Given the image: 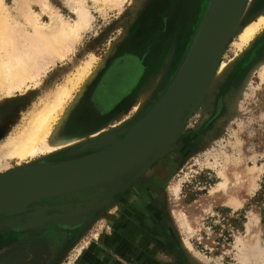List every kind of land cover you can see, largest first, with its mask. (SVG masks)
Listing matches in <instances>:
<instances>
[{
	"label": "rangeland",
	"instance_id": "1",
	"mask_svg": "<svg viewBox=\"0 0 264 264\" xmlns=\"http://www.w3.org/2000/svg\"><path fill=\"white\" fill-rule=\"evenodd\" d=\"M3 1L9 13L23 23L22 12L25 14L28 9L39 14L41 22L50 21V11L41 8L42 0H36L37 3L25 0L29 7L26 6V10L22 7L21 13L19 5L23 0L17 4L15 0ZM45 1L52 8L51 12L59 13L65 22L76 21L74 4L70 6L73 0ZM81 1L90 12L91 22L72 43V50L50 64L38 80H34L36 83L28 81L22 90L11 95L0 92L1 146L49 91L74 78L91 57L95 59L63 108L57 136L96 135L65 149L39 155L32 161L41 165L39 167L62 165L108 149L110 144L96 146L102 137L97 134L100 128L105 134L116 135L118 141L124 139L174 79L210 3V0H193V4L192 0H163L164 6L159 9L155 0H126L110 8L102 0ZM246 5L239 25L258 20L257 15L264 16V0H248ZM148 16L150 19L155 16L156 25L152 29L146 26ZM134 36L141 44L130 53L135 57L119 58L124 43ZM238 41V36L233 35L219 60L220 64L235 65L214 93L212 107L198 106L186 112L181 132L173 139L170 149L154 159L141 175L121 181L124 187L113 198L115 201L124 199L122 204L117 203L110 213L103 215L104 209L88 211L80 224L69 231H64L58 209L48 210L50 213H46L47 220L41 228L1 225L0 264H22L15 258L3 263L1 258L9 252L5 244L14 240V245L26 234L50 244L37 255L34 264L45 260H49L48 264H112L115 263L113 257L121 260V264H264V255L243 262L238 247L234 248L238 238L246 239L247 243L259 240V246L264 247V33L243 52L235 45ZM126 57H130L129 60ZM129 62L134 71L125 88L135 87L130 97L119 100L117 89L126 81L119 70L129 66ZM99 63L105 65L101 67ZM86 81H90L89 86L81 90ZM96 87L101 89L107 116L106 120L98 122L100 125H95L86 111H79ZM233 87L239 89V93L235 94L236 99L231 97L233 102L230 98L227 101V93ZM142 88L152 89V92L141 104L137 97ZM76 119L79 121L75 124ZM24 165L12 161L7 168H0V176L26 169ZM247 166L250 171L254 168L253 171ZM234 171L248 177L231 183L230 191L239 202L235 209L227 202L229 195L217 190L216 185L223 180L220 174L230 178ZM252 175L258 177L253 188L249 183ZM211 189H216L214 194L210 193ZM153 192L155 195L145 200ZM142 195H145L144 200ZM130 196L134 199L126 200ZM251 217L258 221L251 228L254 237L249 238L246 227ZM184 222L190 225L189 232ZM105 237L115 240L113 248L110 240L103 243ZM95 244L100 246V254L98 248L90 253L89 247Z\"/></svg>",
	"mask_w": 264,
	"mask_h": 264
},
{
	"label": "bare ground",
	"instance_id": "2",
	"mask_svg": "<svg viewBox=\"0 0 264 264\" xmlns=\"http://www.w3.org/2000/svg\"><path fill=\"white\" fill-rule=\"evenodd\" d=\"M102 1L106 6L109 5L108 7L110 8V6L117 7L126 0ZM15 2L16 4L18 2L21 3L22 0H15ZM27 2L28 1L23 0V3L19 5L21 6L20 13L26 10V6L29 7V3ZM33 2L37 3L36 0H33ZM39 2H41V0H39ZM68 2L70 4V1ZM73 2L74 3H72L71 1L72 4H70V6L74 4L75 6L73 5V8L75 7L76 10H73H75L76 12H74L77 13V19L74 23H69V21L65 22L59 16V13L57 14L55 12H51L52 8H50L48 2L45 0H42L41 8H43V11H45L46 9L50 11V21L48 23L41 22L40 15L28 9L25 14L22 12V15H24L23 21H25L23 23L22 21L15 19L9 13L4 1L0 0V92H2V94L11 95L15 91L22 90L28 81L30 82L38 80L42 72H44L50 64L55 63V61L58 59H63L72 50V43L80 38L81 32L91 22V15L88 9L85 7V4H83L84 1L82 2L81 0H73ZM247 2L248 0H246L245 2V8L247 6ZM22 7H24V10L22 9ZM257 18L258 20H251L250 22H247L243 25H239V17L238 19H236L235 26L231 29V36H238L239 41L235 45L242 52L246 49L248 50L256 41V39L260 38V36L264 33V16L257 15ZM26 25L29 26L30 29ZM237 59L238 58H236L235 60ZM93 61H95V59L91 57L90 60H87L85 62L81 70L78 69L79 71L78 73L76 72L77 75L74 76V78H70L64 81L60 86H57V88L49 91L44 99H42L40 102H38V104L31 108L28 113V117L26 116V121L23 122V124L17 131L8 136L5 142H3L0 146V168H7L12 161H16L17 164L25 163V168L39 167L41 165L32 162L39 155H46L51 152L65 149L68 146L74 145L85 140L88 137L96 135V133H89L65 138L57 136L63 119V108L65 107L68 98H71L72 92L79 84H81L84 77L89 73ZM103 65L105 64H102L101 67ZM234 65L235 64L231 62L221 64L215 63V65H213L210 71V75L207 79V83L200 93V99L196 106L197 109L198 106L202 107V109L203 107H208L209 109L212 107L214 93L219 89L220 85H222L230 76L233 71ZM207 66L208 64L205 66L203 65L202 69H204L205 71ZM98 69H100V67H98ZM262 76L264 77V70ZM247 80L248 79H246L245 81ZM89 83L90 81L84 82V87L82 86L80 89L82 90L83 88L89 86ZM154 84L155 82L153 81L152 86H154ZM241 86L242 85H240L239 89L241 88ZM239 89L237 90V88L235 87L231 88L229 93H227V101L230 98V100H232L233 102V99H236V95L239 93ZM141 90L142 91L139 92L137 98L142 104L149 97L152 89L142 88ZM186 93L187 91H184L178 96V98L176 99V104H179V102L183 100ZM231 97L233 99H231ZM229 102L231 103V101ZM97 134H100V136L102 135L103 141H112L116 136L105 134L102 128L98 129ZM179 134V125H177L173 134L174 138ZM115 139L117 140V138ZM168 144L171 146L172 141H169L168 139L164 140L157 153H162L164 150L167 151L168 149H170V146L167 148ZM147 164L142 166V168L137 172L135 176H139L141 175V173L146 171L149 168ZM246 168L248 169V166ZM253 169H251V171H253ZM256 170L260 172L261 169L257 168ZM262 170H264V168ZM220 175L223 177V180L219 184H216L218 187V189H216L221 190L229 195V200H227V202L235 209L239 205V202L238 200H236V198H234L232 192L230 191L232 189L230 188L231 183L235 180L236 182L239 180H246L248 177L246 175L242 176V174L238 171L232 172L230 178L224 173ZM255 177L258 178L254 175L249 178L251 187L255 186L256 184ZM213 190L211 189L210 193L214 194L215 190ZM231 196L233 197L231 198ZM67 205V208H65L63 211H60L59 216L62 218L61 223L66 228V230L69 231L80 224V219L82 218V216L78 214L79 211H75L72 209V206H70L72 204ZM115 205L116 202L112 200L110 196H105L104 198L92 203L93 209H99L100 211L104 209L101 215L110 213L112 207H114ZM77 206L82 210L85 209L80 206V203H78ZM44 212L45 211L42 210L32 212L35 213L34 216L27 217L26 221H39L41 219H44L46 218ZM32 213L30 214L33 215ZM182 217H184L185 219V216ZM257 221L258 220L256 217H251L248 221V226L246 225V228H248L247 235L249 238L254 237L253 234H251V228L257 224ZM184 224L189 232L191 230L190 225L187 222H184ZM236 242L237 244H235ZM236 242L234 243L235 246H233L234 248L238 247V252H240L239 254L241 255L240 259H242L245 263L254 256L256 258V255H261V257L264 255V247L259 246V240L253 243H247L246 239L245 241H242L238 238ZM188 246L189 245H187V247ZM96 247L91 248L90 250L92 251H90V253H92L93 250L96 249ZM189 248L190 247H188V249ZM65 256L66 253H64L63 257ZM259 257H257V259Z\"/></svg>",
	"mask_w": 264,
	"mask_h": 264
},
{
	"label": "water",
	"instance_id": "3",
	"mask_svg": "<svg viewBox=\"0 0 264 264\" xmlns=\"http://www.w3.org/2000/svg\"><path fill=\"white\" fill-rule=\"evenodd\" d=\"M245 2L246 0H210L174 79L152 109L124 139L103 141L101 137L96 146H111L100 153L62 165L26 168L0 176V218L19 216L28 210L46 212L49 208L39 209L38 204L42 201L78 192L88 197L83 202L88 207L85 208L86 211L80 207L75 209L79 211V215L84 216L93 210L94 201L114 194L119 182L134 177L142 166L147 163L150 165L154 159L164 154L166 150L162 153L157 151L164 140L173 141L177 125L181 132L185 113L196 109L211 68L219 63L225 45L232 37L231 29L244 12ZM207 64L204 71L203 65ZM184 91H187L185 97L176 104V99ZM67 206L50 208L63 211ZM46 220H29V225L22 227L41 228Z\"/></svg>",
	"mask_w": 264,
	"mask_h": 264
},
{
	"label": "flooded vegetation",
	"instance_id": "4",
	"mask_svg": "<svg viewBox=\"0 0 264 264\" xmlns=\"http://www.w3.org/2000/svg\"><path fill=\"white\" fill-rule=\"evenodd\" d=\"M155 1H157V6H158L159 9L164 6V5H162V1L163 0H155ZM193 2L194 1L192 0L191 4H193ZM153 25H156L155 16L152 19H150V17L147 18L146 26L147 27L149 26V28L152 29V28H154ZM140 45L141 44L139 43L138 40H136V37L135 36L132 37L131 39H129V41L124 43V45L122 47V52H121V55H119L120 56L119 58H122V57H125V56H131L130 53L134 52L137 49H139ZM132 56L135 57L134 55H132ZM126 58L129 60L130 57H126ZM131 59H132L131 60L132 62L135 61V59H133V58H131ZM132 62H129L130 65L126 66L125 68H123L122 71H121V69L119 70V72L123 73L122 74L123 79L126 80V81H124V84L119 86L118 89H117V92H120L119 93L120 94L119 100H122L126 96L130 97L131 95H129V94L133 91V88L135 87V86L131 85V86H128L127 88H125V86H127L128 82H129V80L131 79V76L133 75L134 66H133V64H131ZM116 65H115L114 69H117ZM101 93L102 92H101L100 87H98V88L96 87L94 93L89 96V99L86 100L83 103V105H81V109L79 110L81 113H84L86 111L88 114H90L92 116L91 119H93L95 121L94 122L95 125H100L101 122L100 123H98V122L101 121L103 118L105 120L107 119L106 111L104 110L105 101L102 99ZM117 101L118 100H116V102ZM74 121H75V124H76L77 121H79V120L76 119ZM135 177L136 176H134L132 178H135ZM121 183L122 182H119L115 193L113 192L114 194L108 195L114 201H115V199L113 198V196L116 193H118V191L124 186L123 184L121 185ZM153 195H155L154 192L151 195L149 194L148 197H146V199H145V195H142L141 199L142 200H144V199L148 200V198L151 199ZM108 196H106V197H108ZM59 198H64V199L59 201ZM130 199H134V198L132 196H130V198H126V200H130ZM86 200H88V197L85 196L84 193L78 192V193H74V194H70V195L57 197V198H54V199H47V200L42 201V203L40 205L39 204L38 205H39L40 208H44V207L49 208L45 212V216H46V213L48 212V210H51L50 207H56V206H62V205L64 206V205H67V204H72L70 206H72V209L75 210L77 208V204L78 203H80V206L82 207L84 205L83 202L86 201ZM115 202H116V205H117V203H119V205H120V204H122L124 202V199L120 200V201H115ZM30 213H32V211L28 210L27 212H25L24 214L19 215V216H15V217H1L0 218V226L1 225L2 226H5V225L7 226L9 223H13L16 226H26L28 224L26 219H27V217L31 216ZM48 213H50V211ZM59 230H61V229H59ZM65 230H66V228H64V231ZM2 239H0V242H3ZM13 242H14V240L9 241V243L6 242L7 244H5L6 249H8L9 252L5 253V256L1 258V261L3 263H6L5 260L7 261V260L15 258V259L20 260V262L22 264H34V261H35V258L37 257V255H39V254L43 253L44 251H46L45 247H47V248L50 247V244L47 243L48 244V246H47V244H46L44 239L40 240L37 237H32V235L30 236V234H28V235L26 234L23 237L22 241H19V242L15 241L14 245L12 244ZM48 263H49V260H45V261L42 262V264H48Z\"/></svg>",
	"mask_w": 264,
	"mask_h": 264
},
{
	"label": "crops",
	"instance_id": "5",
	"mask_svg": "<svg viewBox=\"0 0 264 264\" xmlns=\"http://www.w3.org/2000/svg\"><path fill=\"white\" fill-rule=\"evenodd\" d=\"M85 208H86V207H85ZM33 215H34V213H33ZM31 216H32V215H31ZM10 225H11V227H15V226H16V225H14L13 223L10 224ZM28 225H29V224H27L26 226H28ZM106 238H107V237H106ZM102 240H103V243H104V241L110 240V243L112 242L110 247H112V244L115 245V240H114V239L112 240V239L107 238V239H102ZM99 245H101V244L99 243ZM99 245H98V244H97V245L95 244V245L90 246L89 248H93V247H96V246H97L96 248H98V249H97V250H98V254H100L101 252H99V251H100V246H99ZM112 248H113V247H112ZM116 252L119 253V251H115L114 253H116ZM112 259H113V261H114L115 263L118 262V261L120 262V264L122 263L121 260H117L116 257H113ZM115 263H112V264H115Z\"/></svg>",
	"mask_w": 264,
	"mask_h": 264
}]
</instances>
